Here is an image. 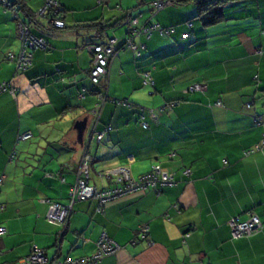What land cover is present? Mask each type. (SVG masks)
I'll return each instance as SVG.
<instances>
[{"label":"crops","instance_id":"1","mask_svg":"<svg viewBox=\"0 0 264 264\" xmlns=\"http://www.w3.org/2000/svg\"><path fill=\"white\" fill-rule=\"evenodd\" d=\"M153 1L58 0L65 27L57 29L37 16L45 0H5L13 9L0 0V84L14 91L0 92V264H22L34 245L48 259L88 256L102 233L120 249L99 264H264V146L247 153L263 133L255 117L264 121V0L228 3L210 26L193 0L160 10ZM132 19L134 28L173 31L135 36L139 54L121 48L106 80L93 84L88 45L123 44ZM27 24L46 45L18 70L6 55L19 54ZM195 83L204 90H189ZM100 93L116 102L106 101L95 122ZM84 117L80 144L74 124ZM93 128L105 131L99 142L89 139ZM85 154L97 189L115 185L106 171L126 167L138 179L155 164L175 183L100 208L95 198L77 201L65 223L49 222L47 200L67 203ZM251 215L261 231L232 237L228 221Z\"/></svg>","mask_w":264,"mask_h":264},{"label":"built area","instance_id":"2","mask_svg":"<svg viewBox=\"0 0 264 264\" xmlns=\"http://www.w3.org/2000/svg\"><path fill=\"white\" fill-rule=\"evenodd\" d=\"M5 6L13 9L14 7L9 2L1 0ZM172 4L171 0H155L152 5L155 9L160 10L167 5ZM59 8L58 0H45L42 8L37 12V16H46L56 12ZM17 12V11H15ZM130 26L136 24L137 19H132L127 21ZM51 25L54 28L62 29L65 23L62 19L55 17L50 20ZM20 40L21 49L17 56L12 53H8L6 58L9 61H13L16 64L18 70H25L31 64V50L38 47H42L45 41L42 37H35L29 32L28 24L20 25ZM146 34H151L153 31H158L160 35H165L173 31V28H162L157 23H151L141 30H131L129 31V36L127 37L123 47H128L139 54V49L135 45L133 39L140 32ZM187 33H183L182 36H187ZM88 49L92 53L91 67L89 70V77L93 84H99L106 80L108 67L111 61L115 58L118 51L120 50L117 45L116 38H109L103 43H94L88 45ZM150 82V80H147ZM204 83H195L189 87L191 91H202L204 90ZM9 85L6 83L0 84V92L8 90ZM10 93H14L13 89H9ZM106 101H113L109 99L107 95H98V101L92 109V114L95 116V122L99 116V112L102 109V105ZM121 104H128L125 100L118 101ZM220 103L217 102V105ZM154 116V113H151ZM139 123L143 128H148V122L145 120V115L140 114ZM255 123L263 126L262 138L259 143H257L252 150L259 149L264 146V121L257 116L255 117ZM104 132H96L93 128L89 139H95L96 142L102 140ZM23 138L28 137V135H23ZM92 160L91 157L86 154L81 158L77 170V178L75 183L70 187L69 198L66 204L59 202L48 201V208L46 211V218L49 222L54 224H63L67 221L70 214L73 212V205L77 201L86 200L90 198H95L98 201V207H102L104 203L115 199L117 197L139 191L146 190L148 188L159 191L163 186L173 185L175 183L173 174L161 168L160 165L155 164L152 166L151 170L140 176L138 179L131 177L129 170L126 167H119L115 171H106L104 175L109 177L111 173L116 174L115 185L112 187H107L103 189H97L96 187L90 185L87 181L89 174V163ZM185 175L190 174V169L184 170ZM230 232L232 237H247L252 236L263 228V222L257 215H251L245 220H240L238 217H232L228 221ZM5 229L0 227V235L3 234ZM139 234L141 238H146L147 229L145 225L139 227ZM94 251L91 255L83 256L81 258H65L60 260L58 258L48 259L44 254L43 250L34 245L28 255L22 259V264H99L103 257L114 254L120 249V246L111 238H109L105 233H102L99 240L94 245Z\"/></svg>","mask_w":264,"mask_h":264},{"label":"trees","instance_id":"3","mask_svg":"<svg viewBox=\"0 0 264 264\" xmlns=\"http://www.w3.org/2000/svg\"><path fill=\"white\" fill-rule=\"evenodd\" d=\"M172 4H185L187 3L189 0H171ZM233 1H238V0H193V4H195L196 6V16L200 19V21L202 22V24L204 26H210V25H214L222 20L225 19V14H224V6L227 5L228 3H231ZM170 4V5H172ZM168 6V5H167ZM60 16V11L59 8L57 9L56 12H52L49 15H46V17H50V18H55V17H59ZM62 19V18H61ZM36 21L34 20V23ZM65 23V22H64ZM51 25V24H50ZM90 26H95V27H99L97 25H90ZM53 27V26H52ZM65 27V26H64ZM172 28V27H169ZM141 30L142 28H134L133 26H129V31L131 30ZM100 33V32H99ZM129 33V32H128ZM142 33V31L140 32ZM139 33V34H140ZM138 34V35H139ZM44 39V38H43ZM45 41V40H44ZM126 41V40H125ZM124 41V43H125ZM123 44L118 45L119 48H123ZM46 45V41L44 46ZM13 62V61H12ZM16 65V64H15ZM113 102H116L115 100ZM127 102V101H126ZM101 112V111H100ZM99 112V114H100ZM144 114V113H141ZM146 120V119H145ZM96 132H105L104 129L103 130H96ZM262 138V137H261ZM261 140V139H260ZM260 142V141H259ZM256 145V144H255ZM254 145V146H255ZM253 146V147H254ZM185 170V169H184ZM184 173V172H183ZM189 176V175H186ZM53 259V258H52Z\"/></svg>","mask_w":264,"mask_h":264},{"label":"water","instance_id":"4","mask_svg":"<svg viewBox=\"0 0 264 264\" xmlns=\"http://www.w3.org/2000/svg\"><path fill=\"white\" fill-rule=\"evenodd\" d=\"M86 127H87V117H84L83 119L76 121L74 124V129L76 130L77 133V140L80 144H82L83 142V137H84V132L86 131ZM61 237L62 234L57 239L56 244L54 245L57 248L60 247Z\"/></svg>","mask_w":264,"mask_h":264},{"label":"rangeland","instance_id":"5","mask_svg":"<svg viewBox=\"0 0 264 264\" xmlns=\"http://www.w3.org/2000/svg\"><path fill=\"white\" fill-rule=\"evenodd\" d=\"M193 7V6H192Z\"/></svg>","mask_w":264,"mask_h":264}]
</instances>
